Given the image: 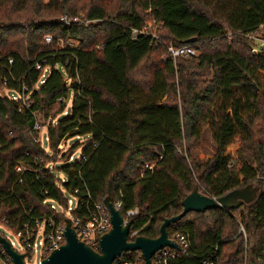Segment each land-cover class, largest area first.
Instances as JSON below:
<instances>
[{
	"label": "trees",
	"instance_id": "trees-1",
	"mask_svg": "<svg viewBox=\"0 0 264 264\" xmlns=\"http://www.w3.org/2000/svg\"><path fill=\"white\" fill-rule=\"evenodd\" d=\"M80 10L94 21H59ZM148 20L160 24L155 43L130 31ZM261 25L264 0H0V87L30 98L0 95V222L16 233L63 218L47 200L66 207L79 188L85 200L72 216L87 217L94 201H120L123 215L139 209L131 229L155 237L194 187L217 197L255 180L251 201L190 210L170 224L168 234L186 233L188 245L164 264H264V44L253 52L258 43L246 35L264 38ZM169 42L199 52L173 60ZM56 104L43 146L33 134L37 113ZM202 122L216 149L200 161L191 151ZM75 135L85 136L79 158L68 162L75 141L56 164L55 148Z\"/></svg>",
	"mask_w": 264,
	"mask_h": 264
},
{
	"label": "built area",
	"instance_id": "built-area-1",
	"mask_svg": "<svg viewBox=\"0 0 264 264\" xmlns=\"http://www.w3.org/2000/svg\"><path fill=\"white\" fill-rule=\"evenodd\" d=\"M59 21L63 22L66 25H69L73 22H91L94 19H88L83 16V14H76V15H69V14H62L59 17ZM154 26H160V24L154 22L153 20H148L144 25L140 28L131 27L130 31L132 37L135 38L137 33H146L149 34L152 38L151 43H155L158 40L157 33L154 29ZM260 27H264L261 25ZM260 31H256L255 33H246L247 36L256 39L257 43L252 47V51L255 52L259 49L261 45L264 44V38L259 35ZM44 40L47 43L52 41L51 34H45ZM72 43L76 44V41H71ZM71 43V44H72ZM59 45H64V40L59 38L58 39ZM167 56L171 57L175 60L177 57H193L198 54L199 50L197 47L191 46L189 44H182V45H174L171 42L166 44ZM10 61H12L10 59ZM38 69H42L40 65H37ZM15 91V90H14ZM17 92V91H15ZM19 93V92H17ZM20 94V93H19ZM23 94V93H22ZM17 100H20L21 97L19 96H11ZM25 103V102H24ZM37 121L35 122L34 127L37 126ZM45 138H47L45 136ZM72 156H70V159ZM42 160V158H39ZM49 168H52V163L47 164ZM146 166L151 168L152 164L147 163ZM16 170H21L23 166L20 164L16 165ZM64 180V177H61ZM80 189L75 188L73 192L69 193L73 196L74 199L68 197L67 198V206L63 208V210H59L63 213V218L57 219L55 215L45 216L42 219L35 220V226L29 227V223H24L22 228L24 229L23 232H14L16 236L19 238L21 242L22 249H17L14 247V242L10 241L11 246L16 249L18 252H22L24 254V262L26 263V258L28 255L32 254L36 250V235L38 229L43 225V235L44 239L38 242L41 246V255L42 258L49 254L54 248L59 247L61 244L65 242V225L66 219H70L71 227L74 229L76 236L84 241L86 244H89L94 249H99V239L100 236L109 230L111 226L110 221V212L104 202H93V206L89 209V213L87 217L82 216H72L71 212L78 206L79 202L85 200V196H81ZM87 197L90 199L89 192H86ZM49 202L50 207L57 210L58 203L54 200H47ZM73 203V204H72ZM121 202L117 201L114 203V206L119 208ZM73 205V206H72ZM67 210L69 211V215H66ZM139 209L137 206L128 208L123 215L124 222L130 220V217L134 214H137ZM6 224V223H5ZM10 229V226L6 224ZM138 229H131L128 234V239L133 240L136 235H138ZM171 238L176 240L180 246H187L188 245V235L180 230H176L169 235ZM174 249V248H173ZM170 255H173L172 247H165L158 250L152 257L151 264H164L166 262V258ZM30 259V258H29ZM0 264H15L12 257L6 252L3 246L0 244ZM113 264H144V260L142 257V253L140 250H128L123 251L120 256H118ZM208 264H214L213 262H208Z\"/></svg>",
	"mask_w": 264,
	"mask_h": 264
},
{
	"label": "water",
	"instance_id": "water-1",
	"mask_svg": "<svg viewBox=\"0 0 264 264\" xmlns=\"http://www.w3.org/2000/svg\"><path fill=\"white\" fill-rule=\"evenodd\" d=\"M256 191L257 186L248 183L242 187L232 188L216 197L194 187L182 198V210L164 218L157 236L138 234L133 240L128 239L131 221L124 222L120 209L105 198L104 203L110 212L111 226L108 231L100 236L99 249L96 250L80 240L71 227L70 219L67 218L64 230L65 242L43 257L39 264H113L123 251L128 250H140L144 264H151L152 257L158 250L165 247L180 249L179 243L169 236L167 227L179 220L186 212L190 210L204 211L215 207L227 209L238 207L241 203L251 201ZM0 244L12 257L15 264H25L24 254L14 249L8 238L1 233Z\"/></svg>",
	"mask_w": 264,
	"mask_h": 264
},
{
	"label": "rangeland",
	"instance_id": "rangeland-1",
	"mask_svg": "<svg viewBox=\"0 0 264 264\" xmlns=\"http://www.w3.org/2000/svg\"><path fill=\"white\" fill-rule=\"evenodd\" d=\"M80 14H83V10H80ZM157 26H154V29H156ZM159 28V27H158ZM74 41V40H72ZM42 72H44L45 74H47L48 69L42 68L41 69ZM260 78L261 81L264 83V71L260 72ZM0 95H7V96H20L21 99V103L24 102H28L30 100V98L25 94V93H17L15 92L13 89L7 88L6 86L0 87ZM71 97H72V93L70 92V94L66 97V109L69 108L70 106V102H71ZM59 105L56 104L54 105L50 111L48 116H45L42 112L37 113V126H36V130L33 132L35 139H37L43 146H46V127L48 125V121L50 120L51 116L55 115L57 110H58ZM79 142L78 146L74 149L73 153H72V158L68 160V162H71L77 158H79L80 154H81V149L85 143V136H68L64 139L61 140V142L58 144V146L55 148L54 150V154L55 157L57 158V161L55 162L56 164H62L64 163V160L60 159V156L62 154V152L64 150L67 149V147L73 143V142ZM239 144V138H234V141L232 143H230L229 145L226 146V152L228 153H232L235 154V151L237 149V146ZM215 143L213 141L212 138V131L210 126L205 123L202 122L201 123V138L198 140V142L196 143V145L194 146V148L191 151V154L198 158L200 161L206 160L207 158H209L211 155H213L215 153ZM52 154V153H51ZM249 183H252L253 186H257L258 184L255 180L250 181ZM66 197H70L72 199L73 196H71L70 194H66ZM73 204V203H72ZM73 206V205H72ZM62 205H57V210H63ZM69 211L67 210L66 215H69ZM0 232L4 234V236L6 238H8L10 241L14 242V247L17 249H22L21 247V242L19 240V238L16 236V234L8 228V226L5 223L0 222ZM44 239V235H43V225L38 229L37 235H36V250L28 255V257L26 258V263L27 264H39L40 260L42 259V255H41V249H40V245L38 244V242H40L41 240ZM30 258V259H29Z\"/></svg>",
	"mask_w": 264,
	"mask_h": 264
}]
</instances>
